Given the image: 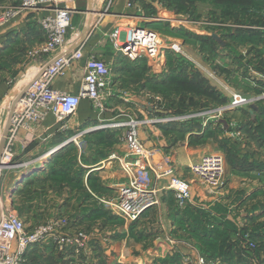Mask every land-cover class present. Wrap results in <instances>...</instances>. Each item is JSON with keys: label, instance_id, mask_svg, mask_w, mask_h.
I'll return each instance as SVG.
<instances>
[{"label": "crops", "instance_id": "obj_1", "mask_svg": "<svg viewBox=\"0 0 264 264\" xmlns=\"http://www.w3.org/2000/svg\"><path fill=\"white\" fill-rule=\"evenodd\" d=\"M72 1L76 4L79 11L69 30L66 42L67 52H72L81 48L86 58L90 55H95L97 58L112 64L115 87L122 96H115L108 102V108L104 118H102V116L99 118L98 115L93 112L91 103L88 100H84L81 103L78 113L67 121L66 129H63L61 125L57 124L53 117H49L39 125L36 132L42 135L41 138L36 139L24 153H21L19 146L17 147L19 161H33V164H29L27 167L20 170L8 171L5 175L0 176V195L2 201H5L8 205L9 203L12 204L16 213L15 204L17 201H20L22 206L26 207V210L21 212L20 217L29 227L43 224L50 218L64 216V207L61 203L57 204L56 201H74L72 206L73 211L70 210L72 213L70 214V216L72 215L70 222L72 223V230L78 231L77 223L93 219L96 202L98 201L97 208L104 211V208L100 207V203L110 199L118 185L125 182L127 179V175L122 169V162L126 159L128 154L127 138L124 137L123 131L117 128H103L104 132H101L100 128L103 127V124L118 121L117 119L119 118L122 120L125 115L128 120L134 118V116L128 115L126 112L137 110L142 112L148 111L149 116L153 117L154 115L151 113L153 100L147 96L152 93V88H159V84L165 82L163 80L172 76L173 73L169 75L164 74V76L159 75L157 71L149 67L151 64L145 60L140 62L125 60L117 54L113 41L108 36L120 25L127 27L143 23L136 17L134 10L127 8L129 2L137 0H115L108 14H104L107 0ZM139 1L146 2L145 9L149 12L148 16H152L154 19L159 20V22H155L157 23L156 28H159L157 26H161V24L168 25L169 27H172V25L176 26L174 25L176 22L172 19L175 17L178 18V14L174 12V14H172L169 9L164 8L162 1ZM203 1H205V3H202V30L195 25L196 28L194 26H191V28L198 30L200 33L202 32V40L211 41L213 37L209 35L208 30L211 27L205 23V18L208 17L207 15H210L209 13L205 14V12L210 9V2H208V0ZM17 4V0H0V6ZM215 9L216 15L214 17L217 19L216 23L218 24L215 25L216 27H229L232 28V32L235 30L238 31L236 35L235 33L230 34L231 40H235L234 44H256L261 50L262 46H264V33L262 32L260 34L258 32L260 30L254 27L260 28L261 26V28L264 29V23H256V25L251 28H249L250 23L243 21L237 22L227 20L225 24H222V10H220L219 7ZM223 14L224 17H227L225 19H228V14L232 15L233 12L230 11V13H228L223 9ZM44 15V12H25L11 23L0 28V52H8L19 43H21L20 45H29L31 48H38L41 46L45 42V36L37 21ZM232 16L234 17L235 15L233 14ZM152 24L154 23H150L149 26ZM184 24H186V26L182 25V30H180V32L182 31V35L181 33H179L180 35L176 34V31H172L173 33L169 35L173 40L182 44H185L184 42L186 41V37L184 36L185 33L197 34V31H192L187 27L188 24L191 25L190 23L186 21ZM225 42L227 43L229 41L227 40ZM226 43L223 45H226ZM232 52L233 53L224 55L221 53V56L215 54L213 55V61L217 58V62H223L222 65H226V68L229 66V68H231L230 72L232 77L234 76L233 78L235 80H241L239 78V71H242L244 73L243 77L244 75L247 77V81H242H245V83L247 82V86L245 88L236 87L235 89L228 90L226 93L219 87H211L210 89L217 95L216 97L220 99L224 98L226 101L224 104H215L214 111L218 108H226L224 105L229 104L227 101H229L230 95L233 93H240L247 96L246 98L250 100L264 93V87H254L249 80L251 79L258 82L257 79L253 77L252 73L255 71V65L261 54L258 52L254 53L253 50H251L250 53H245L244 51L240 52V50L239 52L238 50H233ZM26 55L27 60L20 66L14 82L10 83L8 79L0 84V158L4 147L3 138L8 131L11 111L14 105L18 98L29 87L31 81L40 74L41 70L46 67L54 57L58 56V53L52 56L43 54L30 56V54L27 53ZM181 60H183V57ZM234 66H238V68L240 66L241 69H233ZM83 77V67L82 64H79L74 69L68 70L64 77L57 78L54 87L59 91L77 94L82 88ZM207 78L208 77H206V79ZM213 110L211 108V111ZM240 112H245L249 119V123L255 124V121H257L256 118L260 120L264 119V99L257 103L251 101L242 108L232 110L231 114ZM157 113L159 116L166 118L170 117L169 112L159 111ZM215 114L214 112V115ZM208 120L209 122L205 125V118L202 117V126L213 124L215 126L213 129H218L219 132H221V128H217L220 118ZM164 124L165 125H162L164 126L162 129H165L171 137H174L175 135L171 132L172 126L168 123ZM233 125L234 122L232 123V126ZM95 127L97 129H94ZM219 127H221V125ZM246 128L250 127L246 125ZM82 130L88 131L85 138L87 147L84 152H81L73 142L65 144L70 137H73ZM235 131L240 132V135L243 133L242 128L237 129L236 127ZM142 133L143 134L139 133V137L142 142L146 144V147L148 145V148L151 149L150 151L153 152L154 163L161 165L163 169H168L169 165H172L176 167L178 173L183 175L185 179L195 181L192 187L193 196L191 201L185 208L180 209L177 206L173 193L167 190L169 178L163 177L161 179H156L153 175L154 177L151 180V185L160 191L159 204L147 212L139 221L141 223L144 217L149 213H156L157 217H159L157 223L160 221L159 224L163 223V226H165L166 223L168 228L161 226L163 229L159 227L158 229L161 231L157 230V232L162 233L161 236L166 235L165 237L168 239L170 238L166 246L168 247V251H170L168 254L173 253V247L170 246V244L172 245L175 239V242L180 241L178 240V233L180 231L184 233L185 231L183 230L185 229L190 232L196 230L190 227L191 225L188 220L193 223V219L198 218L197 212L200 206H202L200 210H203L205 206L213 208L212 206L219 203L216 208L218 209L219 207H223L224 202H230V206H233V202L236 201L234 202V213L237 217L243 205H247L249 210L253 203L259 201L258 204L261 205L264 201V159L262 155H259L260 152L255 149V145L251 144L250 146L244 144V142L240 147L236 145L235 148H237L238 151L241 149V151L238 153L234 151L233 157L236 160L247 157L250 162H245L243 166H235L239 164L238 162L236 164H229L232 168L229 167L231 170L228 178L229 180L218 189H210L199 180H195V178L188 173L187 169L189 166L200 162L204 156L209 154H203L199 157L200 159L198 158V161L196 160L197 156L195 158L190 157L188 154V147L185 146L190 143V132L186 133L184 141L186 144H172L169 148L172 154L170 155V157L172 156V161H169V165L166 164L167 157L165 155L167 152L159 148L162 147V145L157 143L158 141L155 139L156 136L150 133V136L147 137L144 131H142ZM208 135L207 130L205 133L202 130L203 139L207 138ZM209 137L210 136H208L207 140L210 141L211 138ZM228 140L234 145V138H225V141ZM198 201L202 202V204ZM227 205L228 204H226V206ZM254 206L252 208H254ZM100 210H96V212L99 213L101 212ZM230 210L233 211V207ZM257 210L260 209H251L252 212H258ZM206 212L208 211L206 210ZM215 212L219 213L222 211L220 209L219 211L210 210L212 214H206L200 211L202 217L204 215V222L207 223L206 227H203V229H206L204 231L213 235L215 232L216 234L222 232L223 228L221 226L230 225L233 228L226 229L228 231L229 240H234L233 237L230 236H232L239 227L236 218H233V212L229 219L224 216L223 221L216 224L213 223L212 227H208V223L211 222L210 217H212ZM33 216H38V221L34 222L32 220L34 219ZM43 218H47L45 222ZM139 221L137 223H139ZM155 227L156 225L153 224L152 228ZM253 233L257 237H260L259 235L261 233L256 232L254 229ZM255 235L253 236L255 237ZM189 237L190 236L187 238ZM98 238V235L90 236L89 247L92 252V258L98 250V247H96V242L100 241ZM231 244H233V242ZM260 249L262 253H264V246L262 243ZM218 252L219 250H215L214 253Z\"/></svg>", "mask_w": 264, "mask_h": 264}, {"label": "rangeland", "instance_id": "obj_2", "mask_svg": "<svg viewBox=\"0 0 264 264\" xmlns=\"http://www.w3.org/2000/svg\"><path fill=\"white\" fill-rule=\"evenodd\" d=\"M160 1H162L164 8L169 9L172 14H178L177 16L181 20L183 19L182 24H179L178 21L176 22L174 20L176 22L174 24L176 25L175 27H169L168 25L164 24L157 26L160 28H158V30L163 34L162 40L168 39L169 37H166L165 34H170L173 33L172 31H177L180 25L186 26L184 21L190 23L191 25L188 24L187 27H189L192 31H197V34H191L192 36L186 37V41L184 42L185 44H183L185 51L183 60H181L182 58L177 59L171 52L164 50L161 56L162 61L157 64V66H149L151 69L157 71L159 75L164 76V74L169 75L173 73V75L169 78H164L166 80H163L165 82H161L159 84V88H152L151 90L152 96L160 98L159 103L153 102V104L155 103L156 108H153V106L151 113H153L154 116H149L148 111L142 112L139 110L126 113H128V115L134 116L135 121L143 122L149 120L148 123L142 124L138 127V135L143 134L142 131L146 133L147 137L150 136V133L155 135V139L158 141L157 143L162 145V147L159 148H162L165 152H167L165 156L167 159H169V161H172V156L170 157L172 154L169 148L172 146V144H186V142H184L186 133L190 132V143L185 145L188 147V154L190 157L195 158L197 156L196 160L198 161L200 159L199 157L206 153H209L207 155L212 153L222 154L226 160L225 180L228 181L231 173V167L229 164H236L238 162L239 164H236L235 166H243L245 162H250L249 158L247 157L239 158L237 160L233 157L234 151L237 153L241 151V149L238 151V149L235 148L236 145L240 147L243 142L244 144L250 146L253 144L256 146L255 149L260 152L259 155H262V158L264 159V119L260 120L259 118H256L257 121H255L256 123L253 124L249 123V119L247 118L245 112L231 114L232 110H226L223 111L222 116L218 121L219 125L217 128H221V132H219L218 129H213L215 128L213 124L202 126V113H210V117L213 115L211 108L213 110L215 104H224L226 102L225 100H216L215 97L217 95H215L213 92L212 93L214 95L206 97L205 94H202V87L206 90L207 88H211L213 86L219 87L221 90H223V92L225 91L226 93L228 90L235 89L236 87L245 88L247 86V82L245 83V81H242H247V77H245L246 75L243 77L244 73L242 71H239V78L241 80H235L233 78L234 76L232 77L230 72L231 68H229V66L226 68V65H222L223 62H217V58H215L213 61V55L217 54L218 56H221V53L222 55L230 54L233 53V50H238V52L240 50V52L244 51L245 53H250V51L253 50L254 53L258 52L261 54L255 65V71L257 70V73L264 76V46H262L260 50L259 46L257 47L256 44H234L235 40H231L230 34L235 33L236 35L238 31L235 30L232 32V28L229 27H216L215 25L218 24L216 23L217 19L214 17L216 15L215 8L219 7L220 10H222V24H225L227 20L237 22L243 21L250 23L249 28H251L252 26L256 25V23H264V0H232V2L231 0H228L229 3L227 4L229 7H232L231 10L235 15L233 17V14H228V19H225L227 17H224L223 14V9L227 10L225 4H222L225 1L208 0V2H210V9L208 10L209 12L207 11L205 14L209 13L210 15H207L208 17L205 18V23L212 28L208 29L209 35L213 37L211 41L202 40V32L200 33L198 30L191 28V26L193 27L195 25L202 30V3H205V1ZM140 2L143 4L145 9L146 2ZM146 10L147 9H145L146 17L148 19L154 18L152 16H148L149 12ZM156 24L157 23L152 24L151 27L156 28ZM254 28L259 29L260 31H257L260 34L262 32L264 33V29L261 28V26L260 28ZM170 40L173 41V39ZM227 40L229 41L227 42L228 44L225 42ZM224 43H226V45H223ZM20 44L21 43H19L17 46H14L15 48H12L8 52H0L2 53L0 54V84L7 81L8 79L13 83L20 66L27 60L26 53H35L37 50V47L31 48L29 45ZM174 59L175 62L172 61ZM233 69L239 70L241 68L240 66L239 68L238 66H234ZM206 77L208 78L206 79ZM258 82L257 86L263 88L264 80L261 78V80ZM235 94L236 93H233L232 95L229 94V101L232 99L231 96ZM118 95L122 96V94L117 92V96ZM229 101H227V103H229ZM224 106L228 107V104ZM159 111L169 112L170 117L166 118L159 116L157 113ZM104 117L105 113L102 115V118ZM165 119H168L167 122H162ZM117 120L118 121L103 124V127L100 128L101 130H99L102 132L104 130L103 128H115L111 125H117L120 123V126L117 129L123 131V134L126 135V132L129 130V128L125 127L124 125L129 123L131 120H128L126 115L124 118H122V120L120 118ZM151 121L153 122L151 123ZM233 122L237 129L242 128L243 131L241 135L236 137L233 143L234 145H232V142L229 140L225 141V138H231L232 134L235 133L232 126ZM164 123H168L172 126L171 132L175 135L174 137H171L165 129H162L164 127L162 125H165ZM245 124L250 128H246ZM220 125L221 127H219ZM94 129H96V127ZM202 130L204 133L206 130L208 131V136L211 138L210 141L207 140L208 136L207 138H202ZM124 137L126 138V136ZM139 139L140 143L146 147V144L142 142L140 137ZM148 147L149 146L147 145L146 148L149 149ZM73 202L56 201L57 204L61 203V205L64 207V216H67L69 220L72 217V215L70 216V214H72L70 210L73 211ZM198 202L202 204V202ZM234 202L233 206L231 205L233 207V211L230 210L232 209L230 202H224V208L219 207L218 209L216 208L218 207L219 203L212 206L213 208H208V206H205L203 207V210H200L202 208V206H200L197 212L198 218L193 219V223L192 221L188 220L191 225L190 227L196 230L194 232H190L185 229L183 230L185 231L184 233L180 231L178 233V240L185 242H175L176 239L174 238L175 241L172 242V245L170 244V246L173 247L172 254H168L170 251H168V247H166L170 238L168 239L164 234V236H161L162 233L157 232V230L161 231L160 229H163V227L168 228V226L166 223L165 226L162 225L163 223L159 224L160 221L157 223V219H159V217H157L156 213H149L146 217H144L141 223L140 221L139 223H137L138 221L130 223L122 217L116 215V213L113 212L110 206L106 203L99 202L101 204L100 207L104 208V211H101L99 208H97V201L94 207L95 214L93 219L89 221L87 220L86 222L82 221L77 223V230H86L91 237L93 235H98V239L101 241L96 242V247H98V250L94 254L95 256L90 259L92 263L89 264H198L199 260L201 259H204L208 264H264V253H262V250L260 249L261 243L264 246V201L261 205L258 204L259 201H257V203H253L249 210L247 205H243L241 210H239L237 217L234 213ZM226 204L228 205L226 206ZM253 206L254 208H252ZM12 208L14 209L13 206ZM255 208L260 210H257L258 212H252L251 209L255 210ZM15 209L18 215L21 216V212H24L26 207H23L22 203L17 201L15 204ZM219 209L222 212L213 213V216L210 217L211 222L208 223V227H212L213 223L216 224L220 221H223L224 216L229 219L233 212V218H236L239 229H237V231H235L232 236H230L234 239L232 241L229 240L227 231V229L233 228L230 225L221 226L217 224L218 226H221L223 230L217 234L215 232L213 235L209 234V232H205L204 230L206 229H203V227H206L207 223L204 222V215L202 217V213H200V211H203L207 214L210 213V210L219 211ZM96 210H100L101 212L97 213ZM206 210L208 212H206ZM33 218L34 219L32 220L34 222L38 221V216H33ZM46 219L47 218H43L44 222ZM153 224L156 225L155 228H152ZM159 227L160 229H158ZM253 229L256 232L261 233L259 235L260 237L255 238L253 236L255 235L253 233ZM188 236L190 237L187 238ZM232 242L233 244H231ZM47 250L48 251L45 249L42 250L46 252L43 253L47 256L51 257L52 252H55L54 254L59 255L56 252L57 250L55 251L54 248ZM215 250H219V252L214 253ZM36 251V253L39 252L41 255L42 251H39V249ZM82 259L83 258L80 257L78 262L80 264H86L84 261H82ZM52 264H55L54 260Z\"/></svg>", "mask_w": 264, "mask_h": 264}, {"label": "built area", "instance_id": "obj_3", "mask_svg": "<svg viewBox=\"0 0 264 264\" xmlns=\"http://www.w3.org/2000/svg\"><path fill=\"white\" fill-rule=\"evenodd\" d=\"M17 1V5L0 6V28L25 12H44L45 15L40 17L37 23L44 32L45 42L37 48L35 53H30V56L40 54L52 56L56 53L58 56L54 57L31 81L11 111L0 158V176L8 171L20 170L33 164V161H19L17 147L19 146L21 153H24L36 139H40L42 135L37 134L36 129L49 117H53L57 124L66 129L67 121L78 113L84 100H88L93 112L101 117L107 110L108 102L117 96L118 92L115 87L112 64L95 55L86 58L81 48L67 52L66 42L69 30L79 11L72 0ZM114 2L115 0H107L104 14L111 11ZM127 8L134 10L136 17L143 23L127 27L120 25L108 35L119 56L130 62L145 60L152 66H157L162 61L161 56L164 50L178 58L185 56L182 43L170 40L172 39L170 34H165L169 38L162 40L163 34L158 28L149 26L150 23L159 22V20L148 19L144 6L139 0L129 2ZM179 19L175 17L172 20L178 21L179 24L183 23V19ZM172 27L175 26L172 25ZM178 30H182L181 25ZM79 64H82L84 75L79 93L57 90L54 87L56 79L64 77L68 70L74 69ZM253 72V77L258 81L261 78L264 80L263 75ZM249 80L254 87H258L257 82ZM9 82L12 83L11 80ZM147 97L155 103L160 101V98L151 94ZM263 99L264 93L251 100L236 93L229 101L228 107L212 111L213 115L210 117V113H202V117L205 118V125H207L208 119L221 118L223 111L237 110L251 101L257 103ZM155 103L152 105L153 108H156ZM130 120L124 125L129 128L125 135L128 154L122 162V169L127 179L118 185L110 199L102 202L108 204L116 215L127 222H137L159 204L160 191L151 185V180L155 176L156 179L169 178L167 190L173 193L177 206L180 209L185 208L192 199V187L195 181L185 179L179 174L176 167L169 165V159L166 160L168 169H163L161 165L154 163L153 152L140 143L137 132L138 127L148 123L149 120L143 122L135 121L134 118ZM111 126L118 128L120 123ZM233 127L235 131L236 125ZM87 134V130H82L70 137L65 144L73 142L81 152H84L87 147L85 140ZM238 135L240 132L235 131L231 137L236 139ZM187 170L195 180H199L210 189H218L227 181L225 180L226 160L222 154L204 156L200 162L189 166ZM89 241L90 235L86 230H72L67 216L55 217L46 223L29 227L14 211L12 204L8 205L2 201L0 195V264H25L29 252L43 247L57 250L67 264H80L78 262L80 257L83 258L82 261L89 264L92 263ZM198 264L208 263L201 259Z\"/></svg>", "mask_w": 264, "mask_h": 264}, {"label": "trees", "instance_id": "obj_4", "mask_svg": "<svg viewBox=\"0 0 264 264\" xmlns=\"http://www.w3.org/2000/svg\"><path fill=\"white\" fill-rule=\"evenodd\" d=\"M223 1H225V2H223L222 4H225V6L227 7L226 9V12H230V11H232L231 9H232V7H229V5L227 4V3H229L228 2V0H223ZM231 2H232V0H231ZM238 3H239V1H238ZM237 5V4H236ZM236 7V6H235ZM175 32V31H174ZM182 32V31H181ZM180 32V30H177L175 33L176 34H178V35H180L179 33H181ZM181 35H182V33H181ZM184 36L185 37H189V36H192L191 34H189V32L188 33H185L184 34ZM177 59H180V58H178V57H176ZM173 62H175V59L174 60H172ZM176 78V77H175ZM207 90H209V91H207ZM207 90L205 89V88H203L202 87V94H205L206 95V97H208V96H212V95H214L213 93H212V91L210 90V88H207ZM216 98V100L217 99H219V100H225L224 98L223 99H220V98H218V97H215ZM261 114H263V113H261ZM257 236H255V238H256ZM37 249H39V251H42V250H46V251H48L47 250V248L46 247H43V248H36L34 251H31V252H29L28 254H27V256H26V262H25V264H52V262H53V260L55 261V264H67L65 261H64V259H63V257L59 254V255H56V254H54L55 252H52V254H51V257L50 256H47L46 254H44V253H46L45 251H42V253H41V255H40V253L38 252V253H36L37 251ZM44 252V253H43ZM49 257V258H48ZM54 258V259H53Z\"/></svg>", "mask_w": 264, "mask_h": 264}, {"label": "bare ground", "instance_id": "obj_5", "mask_svg": "<svg viewBox=\"0 0 264 264\" xmlns=\"http://www.w3.org/2000/svg\"><path fill=\"white\" fill-rule=\"evenodd\" d=\"M225 83V82H224ZM223 86V85H222ZM223 88V87H222ZM97 129V128H96Z\"/></svg>", "mask_w": 264, "mask_h": 264}]
</instances>
